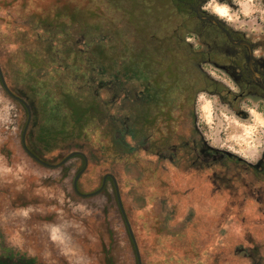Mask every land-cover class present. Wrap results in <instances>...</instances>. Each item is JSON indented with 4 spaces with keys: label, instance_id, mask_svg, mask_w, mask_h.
<instances>
[{
    "label": "rangeland",
    "instance_id": "obj_1",
    "mask_svg": "<svg viewBox=\"0 0 264 264\" xmlns=\"http://www.w3.org/2000/svg\"><path fill=\"white\" fill-rule=\"evenodd\" d=\"M160 1L146 3L158 8ZM234 1L238 10L224 7V23L249 34L259 33L261 28L254 24L252 14L257 9L255 0ZM64 4L105 16L86 15L82 19H87L90 27L99 21L106 23L109 16L111 25L117 23L120 11L131 5L130 0H119L116 5L108 0H0L2 74L8 67L13 80L24 78L41 20L51 19L64 27L80 50L87 48L88 41H97L93 31L84 32L85 37L81 32L85 21L78 17L72 22L65 16ZM56 13L60 18L54 19ZM178 23L176 17L169 25ZM211 32L220 40L216 31ZM185 41L200 48L194 34ZM254 51V56L264 58V44L255 45ZM203 72L239 96L233 107L214 95L196 96L194 115L204 143L246 164H264V99L252 92L242 94L227 73L212 65H204ZM6 83L15 87L11 80ZM173 112L177 114L176 108ZM25 122L23 107L0 85L2 260L7 264L22 260L33 264H137L111 181L107 179L97 195L75 193L72 182L83 159L73 157L55 168L35 162L21 143ZM82 153L87 159V153ZM62 159L48 164L57 165ZM105 174L115 178L141 264H264V179L245 165L195 171L181 161L176 166L169 159L158 161L145 147H138L131 157L119 161H92L78 180L79 192H95ZM43 225L60 227L71 243L70 251L63 252L53 243L49 233L40 229ZM167 235L176 236L165 238ZM178 259L181 262L177 263Z\"/></svg>",
    "mask_w": 264,
    "mask_h": 264
},
{
    "label": "trees",
    "instance_id": "obj_2",
    "mask_svg": "<svg viewBox=\"0 0 264 264\" xmlns=\"http://www.w3.org/2000/svg\"><path fill=\"white\" fill-rule=\"evenodd\" d=\"M108 1L115 5L119 2ZM160 2L162 6L154 8L147 6L146 0H130L129 10L122 9L113 26L109 16L106 23L99 21L91 27L82 18L105 16L64 4L65 16L72 22L78 17L85 21L81 26L84 37V32L96 34L97 41H88L85 50L78 48L74 36L64 27L51 19L41 20V32L35 35V49L26 60L24 78L13 80L8 67L2 74L5 83L14 82V88L8 83L6 86L31 113L25 134L27 150L47 164L70 152L84 151L88 169L96 159L119 161L131 157L138 147H145L158 161L169 159L174 166L181 161L188 169L204 171L245 165L264 179L263 162L249 165L233 154L211 148L197 130L194 103L199 93L214 95L229 107L239 99L203 72L204 65L219 69L227 63L226 40L216 31L220 35L217 39L212 28L202 27L176 1ZM176 17L179 23L171 27L169 22ZM57 18L59 13L54 15ZM191 34L198 37L200 48L185 41ZM237 63H242L241 55ZM9 97L23 107L27 119L24 104ZM82 162L83 168L84 159ZM231 179L235 180L234 176L229 178L230 183ZM130 245L134 251L131 240Z\"/></svg>",
    "mask_w": 264,
    "mask_h": 264
},
{
    "label": "flooded vegetation",
    "instance_id": "obj_3",
    "mask_svg": "<svg viewBox=\"0 0 264 264\" xmlns=\"http://www.w3.org/2000/svg\"><path fill=\"white\" fill-rule=\"evenodd\" d=\"M180 6L186 8V10L195 16V11L199 8V14L201 16H212L217 19L219 23L229 31L231 38L234 41H244L251 45L253 49V63L252 69L258 74L254 81L251 78V73L245 66L244 57L247 54V49L244 46H233L231 45L225 35L215 26L211 25L205 21H199L196 16L195 18L202 25V27L212 28L218 31L226 40L225 53L228 56V61L226 64L220 66V70L228 73V75L234 78V83L238 88L243 91L247 90L264 99V58L260 55L254 56V46L258 44H264V0H255V9L252 14L254 19V24L261 28V31L256 34H249L241 28H234L231 25H227L222 20L221 16L216 13V8H227L228 10H238V4L234 0H174ZM215 7V8H214ZM256 35L255 38H253ZM241 55L242 63H237L238 57ZM261 85L262 88L258 86ZM43 231L49 233L50 240L58 245L63 252L70 251L71 243L67 237L62 233L61 228L53 225H43L41 228ZM3 261L0 257V262Z\"/></svg>",
    "mask_w": 264,
    "mask_h": 264
},
{
    "label": "water",
    "instance_id": "obj_4",
    "mask_svg": "<svg viewBox=\"0 0 264 264\" xmlns=\"http://www.w3.org/2000/svg\"><path fill=\"white\" fill-rule=\"evenodd\" d=\"M195 16L196 18L199 20V21H205V22H208L210 23L211 25L217 27L226 37L227 41L233 45V46H244L246 49H247V54L245 55L244 57V61H245V66L246 68L249 70V72L251 73V78L254 81V78H257L258 77V74L252 69V63H253V49L251 47V45H249L248 43L244 42V41H234L232 38H231V35L229 33V31L227 29H225L217 19L213 18L212 16H201L199 14V8L196 9L195 11ZM0 83L3 87V89L5 90V92H7V94L9 96H11L12 98H14L15 100H18L19 102H21L22 104H24L26 110H27V119H26V123H25V126L22 130V133H21V143H22V146H23V149L26 151V153L28 154V156H30L35 162L41 164L42 166H45V167H59L61 165H63L64 163H66L68 160H70L71 158L73 157H77V156H81L83 157L84 159V166L83 168L77 172V174L75 175L74 179H73V182H72V186H73V189L75 192H77L78 195L80 196H94V195H97L99 194L102 189L104 188L105 186V183H106V180L109 179L114 187V190H115V196H116V202H117V205H118V208L120 210V213L122 215V218L123 220L125 221V224H126V228H127V232H128V235H129V238L134 246V252H135V257H136V261H137V264H141V261H140V256H139V252H138V249H137V246H136V243H135V239H134V236L132 234V231H131V228L129 226V223L127 222V219H126V216H125V212L123 210V207H122V204H121V200H120V196H119V192H118V187H117V183L115 181V178L111 175V174H105L103 177H102V180H101V185L100 187L93 193H90V194H80L78 191H77V182L80 178V176L82 175V173L84 172V170L86 169V166H87V161L85 159V157L83 156L82 153L80 152H70L69 154H67L62 160L61 162H59L57 165H49L47 163H45L44 161L40 160L39 158H37L35 155H33L29 150H27L26 146H25V134H26V131H27V128H28V125H29V122H30V118H31V113H30V110H29V107L19 98L15 97L8 89V87L6 86V83L4 81V78L2 76V73H1V69H0ZM258 86L260 88L261 85L258 84ZM263 92H264V89L262 88Z\"/></svg>",
    "mask_w": 264,
    "mask_h": 264
},
{
    "label": "crops",
    "instance_id": "obj_5",
    "mask_svg": "<svg viewBox=\"0 0 264 264\" xmlns=\"http://www.w3.org/2000/svg\"><path fill=\"white\" fill-rule=\"evenodd\" d=\"M216 13L219 15V16H222V15H224V9L222 8H220V9H217L216 10Z\"/></svg>",
    "mask_w": 264,
    "mask_h": 264
}]
</instances>
